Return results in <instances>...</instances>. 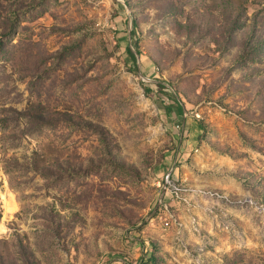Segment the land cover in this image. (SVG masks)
<instances>
[{
    "label": "rangeland",
    "instance_id": "1",
    "mask_svg": "<svg viewBox=\"0 0 264 264\" xmlns=\"http://www.w3.org/2000/svg\"><path fill=\"white\" fill-rule=\"evenodd\" d=\"M0 264H264V0H0Z\"/></svg>",
    "mask_w": 264,
    "mask_h": 264
},
{
    "label": "built area",
    "instance_id": "2",
    "mask_svg": "<svg viewBox=\"0 0 264 264\" xmlns=\"http://www.w3.org/2000/svg\"><path fill=\"white\" fill-rule=\"evenodd\" d=\"M169 176H170V175H169V173H168V175H166V179H168V178H169ZM167 224H168V223H166V225H167Z\"/></svg>",
    "mask_w": 264,
    "mask_h": 264
},
{
    "label": "trees",
    "instance_id": "3",
    "mask_svg": "<svg viewBox=\"0 0 264 264\" xmlns=\"http://www.w3.org/2000/svg\"><path fill=\"white\" fill-rule=\"evenodd\" d=\"M128 52L130 53V55L133 57V54L130 52V50L128 49Z\"/></svg>",
    "mask_w": 264,
    "mask_h": 264
}]
</instances>
